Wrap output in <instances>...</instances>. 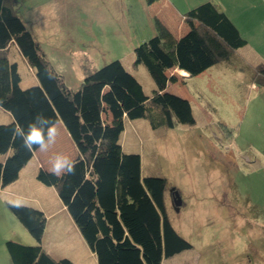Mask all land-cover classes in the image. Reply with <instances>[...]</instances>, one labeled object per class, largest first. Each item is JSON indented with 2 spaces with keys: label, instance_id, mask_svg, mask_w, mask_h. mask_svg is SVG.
<instances>
[{
  "label": "trees",
  "instance_id": "obj_1",
  "mask_svg": "<svg viewBox=\"0 0 264 264\" xmlns=\"http://www.w3.org/2000/svg\"><path fill=\"white\" fill-rule=\"evenodd\" d=\"M144 1L151 5L157 0ZM183 17L187 32L181 37L155 18L154 35L133 50L135 66L142 65L153 81L150 96L119 61L86 71L72 89L46 60L21 15L20 0H0V108L13 119L0 125V155H7L0 162V189L17 180L39 149L25 147L17 130L27 132L37 115L60 123L77 153L74 171L57 178L40 168L37 180L55 189L97 264H161L192 249L168 218L166 195L173 206L177 190L170 191L164 178L143 177L140 156L124 153L120 145L127 121H147L152 130L193 125L190 102L166 91L178 81L170 72L200 76L229 62L246 45L235 25L210 2ZM11 46L34 72L30 87H21L19 66L9 57ZM250 68L253 80L264 85V64ZM7 208L36 243L5 241L11 264H71L43 248L46 219L41 211L15 204Z\"/></svg>",
  "mask_w": 264,
  "mask_h": 264
},
{
  "label": "rangeland",
  "instance_id": "obj_2",
  "mask_svg": "<svg viewBox=\"0 0 264 264\" xmlns=\"http://www.w3.org/2000/svg\"><path fill=\"white\" fill-rule=\"evenodd\" d=\"M204 3L190 2L182 14ZM151 23L139 0H69L60 32L45 29L37 37L67 87L75 89L86 71L119 61L150 96L153 81L135 66L133 50L154 35ZM179 33L173 36L185 34ZM9 57L19 66L21 87L33 85L34 72L12 51ZM171 74L178 83H169L167 92L179 91L190 102L194 124L152 130L147 121H127L120 139L124 153L140 156L143 177L166 179L182 200L176 212L166 195L167 214L192 249L161 264H264V85L238 57L185 81ZM46 152L47 168L57 154L77 156L71 140Z\"/></svg>",
  "mask_w": 264,
  "mask_h": 264
},
{
  "label": "crops",
  "instance_id": "obj_3",
  "mask_svg": "<svg viewBox=\"0 0 264 264\" xmlns=\"http://www.w3.org/2000/svg\"><path fill=\"white\" fill-rule=\"evenodd\" d=\"M139 1L142 8L145 9L146 17L150 23L151 19L156 18L172 34L180 31L179 35L187 32L185 25L181 26L180 24L183 20L184 13L182 14V12L187 10L190 2L191 4L212 3L229 18L246 41V45L235 52L236 57L245 61L252 68L258 64H264V0H157L151 5H146L144 0ZM28 6H30L29 11L25 8ZM68 10L69 0H20L21 15L39 40L40 36L37 37V35H42L45 29L50 30V32H60L57 24L63 21ZM30 13L31 15H29ZM10 50L24 63L15 47L11 46ZM175 71L180 75L179 80L190 79L187 73L184 72L185 74L182 73L181 75L180 72L183 71ZM77 76L78 79H81V75ZM30 83H33L32 79ZM179 93L178 91L174 95L177 96ZM12 120V116L0 108V124L10 123ZM54 126L57 130V136L55 142L48 146V151L52 150L53 145L60 147L63 140L70 141L60 123ZM46 154V151L38 149L28 164L21 169L17 180L0 189V226L4 218L7 222H3L5 228L0 227V264H11L4 246L5 241L21 242L20 239L27 245H34L35 243L10 213L7 204L29 206L44 214L46 224L42 245L52 258L56 260L68 259L71 264H95V260H88L89 258L96 259L95 255L89 250L79 234L54 188L46 187L37 180V173L40 168L50 170L46 167ZM5 158L6 155H0V162H3ZM61 215L67 224L68 231L63 227V220L58 218ZM15 230L18 231L17 234Z\"/></svg>",
  "mask_w": 264,
  "mask_h": 264
},
{
  "label": "clouds",
  "instance_id": "obj_4",
  "mask_svg": "<svg viewBox=\"0 0 264 264\" xmlns=\"http://www.w3.org/2000/svg\"><path fill=\"white\" fill-rule=\"evenodd\" d=\"M17 134L23 140L24 146L31 149L36 146L41 151H47L48 146L55 142L57 130L49 118L37 115L34 122L30 123L27 132L18 129ZM74 164L71 158L64 154H57L51 160L50 172L57 178L72 174Z\"/></svg>",
  "mask_w": 264,
  "mask_h": 264
},
{
  "label": "water",
  "instance_id": "obj_5",
  "mask_svg": "<svg viewBox=\"0 0 264 264\" xmlns=\"http://www.w3.org/2000/svg\"><path fill=\"white\" fill-rule=\"evenodd\" d=\"M172 204H173V207H174L175 211L178 212L179 208L182 205V200H181V198H180V196H179V194L177 192H175V194H174Z\"/></svg>",
  "mask_w": 264,
  "mask_h": 264
},
{
  "label": "flooded vegetation",
  "instance_id": "obj_6",
  "mask_svg": "<svg viewBox=\"0 0 264 264\" xmlns=\"http://www.w3.org/2000/svg\"><path fill=\"white\" fill-rule=\"evenodd\" d=\"M171 198H172V202H173V196Z\"/></svg>",
  "mask_w": 264,
  "mask_h": 264
},
{
  "label": "bare ground",
  "instance_id": "obj_7",
  "mask_svg": "<svg viewBox=\"0 0 264 264\" xmlns=\"http://www.w3.org/2000/svg\"><path fill=\"white\" fill-rule=\"evenodd\" d=\"M181 75H182V73H181Z\"/></svg>",
  "mask_w": 264,
  "mask_h": 264
}]
</instances>
